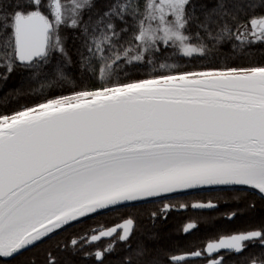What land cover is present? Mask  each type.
I'll use <instances>...</instances> for the list:
<instances>
[{
  "label": "snow or ice",
  "instance_id": "6c2138e0",
  "mask_svg": "<svg viewBox=\"0 0 264 264\" xmlns=\"http://www.w3.org/2000/svg\"><path fill=\"white\" fill-rule=\"evenodd\" d=\"M221 202L264 213V0H0V259L264 264V214L162 230Z\"/></svg>",
  "mask_w": 264,
  "mask_h": 264
},
{
  "label": "flooded vegetation",
  "instance_id": "af4514ba",
  "mask_svg": "<svg viewBox=\"0 0 264 264\" xmlns=\"http://www.w3.org/2000/svg\"><path fill=\"white\" fill-rule=\"evenodd\" d=\"M176 202H187L191 203L192 202V197L191 196H185V195H179L175 197ZM159 207V204H147V205H141L140 208L142 209L141 212V224L142 227L146 229L151 228V222L147 219L148 212L152 209H155ZM221 211H219V207L215 210H193L190 207L188 209H173L167 220L162 223L161 227L162 230L167 232V235L172 237L173 239L179 238L181 243H187V242H192L196 241L199 239H202L206 234L211 233L216 231L217 229H237V228H244L248 226L250 222H248L245 219H242L241 214L237 215L238 217H235L232 220H226L222 224H211V225H205L203 223L200 224L198 230L192 232L191 235H182V234H177L176 229L181 227L182 224L186 221V218L188 217H206L208 214H216L220 215ZM116 213H108L104 217H99L97 220H100L102 222L107 223L109 226L112 225Z\"/></svg>",
  "mask_w": 264,
  "mask_h": 264
},
{
  "label": "trees",
  "instance_id": "16d2710c",
  "mask_svg": "<svg viewBox=\"0 0 264 264\" xmlns=\"http://www.w3.org/2000/svg\"><path fill=\"white\" fill-rule=\"evenodd\" d=\"M17 81L15 79L13 80H10L9 83H8V86L7 87H14L16 85ZM23 102V101H22ZM15 106V105H13ZM232 208H235V205L231 202L229 203H225V202H221L220 205H219V212L220 215H216V214H208L206 217H211L213 218V224H222L223 222H225L226 220H224L221 216L222 213L232 209ZM264 214L262 213V210L260 209H257V212L255 214H250V213H243L241 214L242 216V219H245L247 220L248 222H251V220L253 219H259L260 216ZM238 217V216H237ZM89 224H92L93 226H95V222L94 221H89L88 222ZM165 233L167 234V232L165 231ZM30 253H25L24 256H21V257H17L15 260H8V261H5V260H2L0 259V264H22L23 261H25L26 259H28L30 257Z\"/></svg>",
  "mask_w": 264,
  "mask_h": 264
},
{
  "label": "water",
  "instance_id": "95a60500",
  "mask_svg": "<svg viewBox=\"0 0 264 264\" xmlns=\"http://www.w3.org/2000/svg\"><path fill=\"white\" fill-rule=\"evenodd\" d=\"M3 260V259H2Z\"/></svg>",
  "mask_w": 264,
  "mask_h": 264
}]
</instances>
